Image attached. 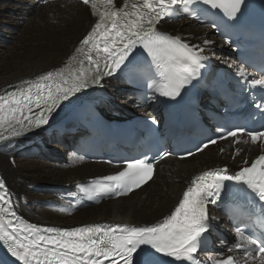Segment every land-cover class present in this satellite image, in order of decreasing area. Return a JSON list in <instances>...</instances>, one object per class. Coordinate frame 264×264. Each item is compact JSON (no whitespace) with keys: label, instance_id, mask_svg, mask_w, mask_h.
Returning a JSON list of instances; mask_svg holds the SVG:
<instances>
[{"label":"snow or ice","instance_id":"obj_1","mask_svg":"<svg viewBox=\"0 0 264 264\" xmlns=\"http://www.w3.org/2000/svg\"><path fill=\"white\" fill-rule=\"evenodd\" d=\"M82 3L90 7L97 20L65 65L10 85L14 90L0 95V142L48 125L62 104H70L78 94L101 85L105 77L141 63L135 55L138 46L151 58L149 68L155 65L153 83L147 87L172 100L182 97L188 86L200 78L208 59L205 48L214 42L205 39L203 46L190 44L180 35L158 30L157 25L180 12L195 16L194 6L198 3L220 9L234 22L246 0H124L119 7L115 0ZM212 27L218 25L213 22ZM235 67L236 75L247 80L250 73L245 66ZM249 83L264 85V81L255 79ZM256 108L264 114V100ZM152 122L156 120L152 118ZM216 131L218 135L201 141L197 151L203 152L218 140L230 137L236 144L261 145L260 154L250 166L244 160L242 167L231 174L224 166L194 176L170 214L143 226L89 224L45 228L28 223L16 215L12 194L0 178V242L21 264H160L162 256L180 264H264V232L253 238L240 227H236L235 242L227 251L240 252L241 256L225 257L221 253L220 258L209 261L196 258L214 227L215 217L210 216L208 207L217 204L227 190L226 182L246 187L264 203V125L254 130L244 125L221 126ZM244 136L247 139L242 140ZM240 151L237 147L234 155ZM168 155L171 153L159 154L161 159ZM192 155L187 151L182 158ZM125 164L115 175L81 185V191L89 199L119 197L152 179L154 164L147 162V157L132 158Z\"/></svg>","mask_w":264,"mask_h":264},{"label":"bare ground","instance_id":"obj_2","mask_svg":"<svg viewBox=\"0 0 264 264\" xmlns=\"http://www.w3.org/2000/svg\"><path fill=\"white\" fill-rule=\"evenodd\" d=\"M0 2L6 14L10 18H13L12 15L19 19L23 27L19 31L18 27L12 26L16 34L11 38L12 46L4 45L5 50L0 59V95L14 90L10 85H19L23 80H32L39 74L63 66L93 22L88 8L82 4L48 3L45 6H34L31 12L26 13L19 0ZM11 2L15 12L9 7ZM0 23L7 25L2 19ZM172 25L171 29L184 34L191 44L203 45L205 39L218 42L207 28L189 20L172 22ZM119 94L122 93L114 90L112 83L106 81L103 89L93 92L92 99L104 104H116ZM125 100L128 104L133 102L129 95L125 96ZM67 126V120L61 117L37 132L0 142V172L10 186L19 214L45 228H70L78 223L86 225L92 221L130 225L155 223L170 214L184 186L199 170L213 163L241 164L245 158L256 153L253 147L243 145L239 146V154L234 155L237 147L227 146L221 155L213 149H205L195 157L192 156L194 159L190 162L165 160L154 178L127 198L103 202L96 208L79 207L75 202V183L105 173L106 164L91 163L63 154L53 156L49 162H11L14 154L24 151L34 153V150L42 148L44 140H50L52 151H55L58 144L63 146L59 132ZM29 186L42 188L44 192H31ZM33 199L42 201L39 207L33 205ZM42 204L46 206L41 207ZM3 246L0 242V264H7L10 259L2 253Z\"/></svg>","mask_w":264,"mask_h":264},{"label":"rangeland","instance_id":"obj_3","mask_svg":"<svg viewBox=\"0 0 264 264\" xmlns=\"http://www.w3.org/2000/svg\"><path fill=\"white\" fill-rule=\"evenodd\" d=\"M12 4L13 3L11 2V6H9V7L14 9ZM3 8H4V6H2V3H0V10H1L0 11V19L4 20V23H7V25H5V26H3L2 23H0V59H1V56L3 54V51L5 50V46L4 45H6V46L8 45L7 47L12 46L11 38L15 37V35H16L15 34V30L11 29L12 26L18 27L19 31H22V29H23V27L20 25V20L17 19L15 16H12V15H11V17H13V18H10L9 14H6L7 11L3 10ZM12 12H15V9ZM25 23H27V20L25 21ZM170 27L172 28L173 25L170 24ZM118 99L120 101H122L123 98L119 97ZM44 141H47V143L50 142V140H44ZM57 148H58V153L52 154V157L56 156L57 154H63L66 157L68 156V154L63 152L64 149H63L62 145L58 144L56 146L55 150ZM24 152H28V151H24ZM24 152H22V153H24ZM22 153H17V154L12 155L11 158H13V160H11V162H13V163L16 162L18 164H26V163H30V162H49L51 160V157L47 156V155H49V153H45L44 151H41V153H39L38 155H35V156H25L26 154L25 153L22 154ZM29 154H31V153H29ZM194 157H191L188 161H184V162H190V161H192L194 159ZM28 190L31 191V192H34V193L38 192V193H41V194L44 192V189L36 187V186H29ZM32 202H33L34 206L39 207L40 206V202H42V201H39L37 199H33ZM45 206H46L45 204L41 205V207H45ZM68 218H69V216H68ZM69 221H71V220H69ZM140 224H143V223H140ZM79 225H84V224H79L78 223V225L76 224L73 227H77Z\"/></svg>","mask_w":264,"mask_h":264}]
</instances>
